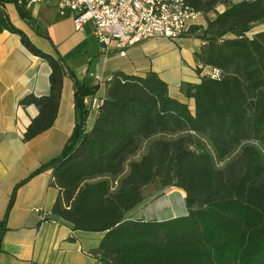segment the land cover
<instances>
[{"label": "trees", "instance_id": "obj_1", "mask_svg": "<svg viewBox=\"0 0 264 264\" xmlns=\"http://www.w3.org/2000/svg\"><path fill=\"white\" fill-rule=\"evenodd\" d=\"M5 4L0 0V35H18L51 68L49 94L20 102L39 111L24 135L31 141L53 127L69 70L30 43L6 16ZM190 4L205 16L215 7L214 0ZM261 23L264 0L240 2L208 20L195 59L223 76L182 86L194 111L172 98L157 74L119 73L105 81L107 94L88 131L85 99L97 89L69 71L76 83L74 132L62 154L28 179L53 170L59 196L51 212L75 231L104 234L93 251L97 264H264V31L246 35ZM156 180L186 194L187 216L127 219ZM15 196L16 190L7 214Z\"/></svg>", "mask_w": 264, "mask_h": 264}, {"label": "crops", "instance_id": "obj_2", "mask_svg": "<svg viewBox=\"0 0 264 264\" xmlns=\"http://www.w3.org/2000/svg\"><path fill=\"white\" fill-rule=\"evenodd\" d=\"M5 1L4 11L11 23L38 50L64 60L78 83L97 89L96 97H105V81L119 73L145 77L153 72L168 85L171 97L184 104L189 100L182 94V86L201 82L195 59L204 45L199 33H188L175 41L150 39L127 48L125 56L116 50L104 54L93 24H85L77 31L74 13H62L57 0ZM19 8L26 11V20ZM199 23L203 26L205 22ZM69 71L53 127L31 141H24L27 128L39 111L34 105L24 107L20 102L29 95L39 98L49 94L51 68L34 56L18 35L8 31L0 35V232L4 229L0 264L98 263L93 251L99 247L103 233L75 231L55 216V220L43 222L35 211L51 212L58 199L59 191L51 185L53 170L46 169L28 179L62 154L74 132L76 83ZM92 96L85 101L91 103ZM95 120V113L89 109L88 131ZM15 190V200L7 214ZM137 211L143 216L141 220H161L162 208L157 205H141ZM128 217L132 218L131 213Z\"/></svg>", "mask_w": 264, "mask_h": 264}, {"label": "built area", "instance_id": "obj_3", "mask_svg": "<svg viewBox=\"0 0 264 264\" xmlns=\"http://www.w3.org/2000/svg\"><path fill=\"white\" fill-rule=\"evenodd\" d=\"M41 2V0H32ZM62 13L69 10L75 15V28L81 31L85 24L94 26L101 51L108 54L114 50L125 56L126 49L154 38L170 41L186 36L191 27L201 26L205 15L196 11L191 0H57ZM211 1V0H202ZM213 17L243 1L214 0ZM201 78L220 80L221 70L211 66L197 65ZM89 109L96 113L102 106V98L92 96ZM41 221L54 219L52 212L35 209ZM55 220V219H54Z\"/></svg>", "mask_w": 264, "mask_h": 264}, {"label": "rangeland", "instance_id": "obj_4", "mask_svg": "<svg viewBox=\"0 0 264 264\" xmlns=\"http://www.w3.org/2000/svg\"><path fill=\"white\" fill-rule=\"evenodd\" d=\"M214 17L211 14H208L204 17H202L201 20H203L205 23L202 26H192L189 33H199V35L202 34V30L207 27L208 20H212ZM200 31V32H198ZM264 31V23L256 24L252 27V30L246 34L249 38H252L255 34ZM189 107L192 111L195 110L194 102L192 103L189 101ZM236 155L233 154L232 158H234ZM229 159V160H230ZM225 163H220L219 167H223ZM144 197L145 201L142 204V206L148 207L151 205H157L162 208L161 211V219H169L171 216L173 217H179V216H185L188 214L186 204H185V198L186 194L183 191H180L175 188H162L160 180H156L155 183L152 185L146 187L144 189ZM183 200V201H182ZM139 208V207H138ZM137 208V209H138ZM137 209H135L133 212H131V217H135V220H141L143 216H140L138 214Z\"/></svg>", "mask_w": 264, "mask_h": 264}, {"label": "water", "instance_id": "obj_5", "mask_svg": "<svg viewBox=\"0 0 264 264\" xmlns=\"http://www.w3.org/2000/svg\"><path fill=\"white\" fill-rule=\"evenodd\" d=\"M185 216H187V215H185ZM185 216H179V217H185ZM179 217H174V218H170V219H166V220H156L157 222H164V221H168V220H172V219H175V218H179ZM127 219H129V220H133L134 218H130V217H128Z\"/></svg>", "mask_w": 264, "mask_h": 264}, {"label": "bare ground", "instance_id": "obj_6", "mask_svg": "<svg viewBox=\"0 0 264 264\" xmlns=\"http://www.w3.org/2000/svg\"><path fill=\"white\" fill-rule=\"evenodd\" d=\"M183 201V200H182Z\"/></svg>", "mask_w": 264, "mask_h": 264}]
</instances>
